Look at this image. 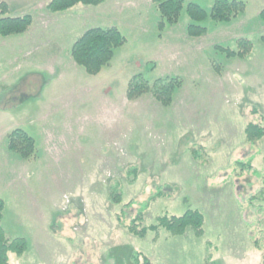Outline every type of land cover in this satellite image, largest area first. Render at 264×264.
<instances>
[{
  "label": "rangeland",
  "instance_id": "1",
  "mask_svg": "<svg viewBox=\"0 0 264 264\" xmlns=\"http://www.w3.org/2000/svg\"><path fill=\"white\" fill-rule=\"evenodd\" d=\"M50 1L0 0V18L33 16L27 31L0 35V109L37 143L23 159L0 139V226L30 242L11 264H133L137 251L153 264H262L264 137L248 142L245 128L264 125V0H239L244 11L227 22L183 10L163 25L154 0L61 12L48 11ZM187 1L210 13L216 0ZM191 23L205 33L189 35ZM96 26L117 27L126 42L89 74L71 48ZM138 74L182 85L170 105L151 92L128 99ZM145 202L138 228L198 209L204 235L163 225L132 234L124 225Z\"/></svg>",
  "mask_w": 264,
  "mask_h": 264
},
{
  "label": "trees",
  "instance_id": "2",
  "mask_svg": "<svg viewBox=\"0 0 264 264\" xmlns=\"http://www.w3.org/2000/svg\"><path fill=\"white\" fill-rule=\"evenodd\" d=\"M103 0H51L47 4L48 11L61 12L68 10L79 3L95 5ZM160 12L163 22L175 24L179 21L183 10H186L190 19L196 22L206 20L209 16L218 22H227L236 17L245 9V3L239 0H216L209 13L199 4L187 0H154ZM1 12L6 14L7 3L3 2ZM264 24V10L260 13ZM33 22L30 14L22 16H2L0 18V35L9 36L27 31ZM206 28L191 23L188 26V33L191 36H200L205 33ZM264 42V31L261 35ZM244 40V39H243ZM245 41V40H244ZM126 39L117 27L96 26L84 31L74 42L71 48L73 60L83 66L89 74H98L102 68L109 64L114 56L115 50L124 45ZM249 42V41H248ZM248 51L249 49H245ZM243 50L239 54H246ZM238 55L237 51L229 50V56ZM244 56V55H243ZM182 81L179 77H165L156 79L152 85L142 75H135L129 82L127 96L128 99H136L142 94L151 92L156 100L164 105H170L173 101L175 91L181 87ZM248 142L256 141L264 137V125L250 122L245 128ZM6 148L18 154L23 159H30L35 156L37 143L35 137L22 128H15L5 136ZM110 199L114 203L121 201V193L118 192V185L113 184L110 188ZM162 194V192L157 193ZM133 201L126 204L132 205ZM150 202H145L144 206L132 219L130 224L124 225L132 234L143 237L149 230H155L160 225L167 227L174 234H184L191 229L194 235L201 237L206 228L205 214L198 209H188L183 215H165L160 218L159 224H151L138 228V221L141 220ZM5 202L0 198V216ZM30 246L26 236L9 237L0 226V264H11L10 254L17 255L25 253ZM144 259L141 260L140 258ZM133 264H153L148 256L141 252H134L132 256ZM264 264V257L263 263Z\"/></svg>",
  "mask_w": 264,
  "mask_h": 264
},
{
  "label": "crops",
  "instance_id": "3",
  "mask_svg": "<svg viewBox=\"0 0 264 264\" xmlns=\"http://www.w3.org/2000/svg\"><path fill=\"white\" fill-rule=\"evenodd\" d=\"M16 126L13 125V117L7 110L0 109V139H4L9 130Z\"/></svg>",
  "mask_w": 264,
  "mask_h": 264
}]
</instances>
